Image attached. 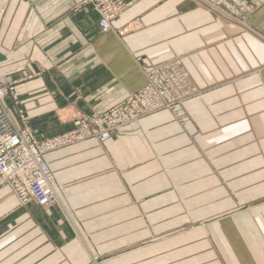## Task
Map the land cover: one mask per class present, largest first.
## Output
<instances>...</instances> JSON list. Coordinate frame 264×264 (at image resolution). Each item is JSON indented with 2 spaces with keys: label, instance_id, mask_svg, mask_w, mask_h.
<instances>
[{
  "label": "crops",
  "instance_id": "obj_1",
  "mask_svg": "<svg viewBox=\"0 0 264 264\" xmlns=\"http://www.w3.org/2000/svg\"><path fill=\"white\" fill-rule=\"evenodd\" d=\"M85 0H6L0 104L39 139L73 130L179 63L197 89L176 112L105 143L49 153L59 203L0 187V264H264V5L247 26L203 0H125L102 33ZM205 4V6L203 5Z\"/></svg>",
  "mask_w": 264,
  "mask_h": 264
},
{
  "label": "built area",
  "instance_id": "obj_2",
  "mask_svg": "<svg viewBox=\"0 0 264 264\" xmlns=\"http://www.w3.org/2000/svg\"><path fill=\"white\" fill-rule=\"evenodd\" d=\"M87 5H93L101 15L100 28L104 33L114 30L115 21L127 8L123 0H87L81 6ZM145 71L147 84L143 89L130 93L105 113L78 117L73 122V130L50 139H39L23 111H19L18 124L3 110L0 113V187H10L22 206L34 203L47 210L59 203V197L46 155L89 140L105 143L124 129L139 125L147 116L162 111L176 112L181 103L198 92L176 62L145 68ZM16 84H0V104L9 95L19 104L14 91Z\"/></svg>",
  "mask_w": 264,
  "mask_h": 264
},
{
  "label": "rangeland",
  "instance_id": "obj_3",
  "mask_svg": "<svg viewBox=\"0 0 264 264\" xmlns=\"http://www.w3.org/2000/svg\"><path fill=\"white\" fill-rule=\"evenodd\" d=\"M85 1H87V0H85ZM85 1H83V2H85ZM203 1H204L203 3H207L208 6L211 7V9L213 11L217 12L220 17L222 16L221 11H220V9H221L223 11V13H225L224 15L228 19L227 20V19H224V17H222L224 20H226V21L231 20L230 22L234 21V23L238 22V24L246 23L248 21L249 17L252 16L258 9H260L264 5V0H203ZM123 2L127 6V8L125 10H127L130 5L125 0H123ZM82 3H80L76 6L75 11H78L79 8H81V7H86V6H81ZM203 5L205 6V4H203ZM95 12L99 16V28H100V23L102 21V17L97 11H95ZM228 15H231V17H229ZM113 29H114L113 31H110L108 33L115 32V33H117V35L122 37L121 34H119V32L115 29V24H114ZM100 31L102 33H104L101 30V28H100ZM104 34H106V33H104ZM177 64L180 66L181 71L185 74V77L190 79V76L185 71V69L179 63H177ZM142 69H143L145 77H146L145 68L143 67ZM146 80H147V77H146ZM190 81H191V79H190ZM190 83H192V81ZM192 85H193V83H192ZM192 94L190 93V95H192ZM193 98H194V95H192V97L188 101H190ZM185 103H181V106H183Z\"/></svg>",
  "mask_w": 264,
  "mask_h": 264
},
{
  "label": "bare ground",
  "instance_id": "obj_4",
  "mask_svg": "<svg viewBox=\"0 0 264 264\" xmlns=\"http://www.w3.org/2000/svg\"><path fill=\"white\" fill-rule=\"evenodd\" d=\"M92 7H93V5H91ZM5 7H6V0H0V17H1V15H2V13L4 12V9H5ZM94 8V7H93ZM211 8V7H210ZM219 10V9H218ZM220 11H221V14H222V16L221 17H224V19H227V17L224 15L225 13H223V11L220 9ZM229 17H231V15H228ZM1 20V19H0ZM228 20V19H227ZM231 21V20H230ZM233 23H234V21H233ZM238 23V22H237ZM241 23V22H240ZM240 25H242V26H247V23H242V24H240Z\"/></svg>",
  "mask_w": 264,
  "mask_h": 264
}]
</instances>
